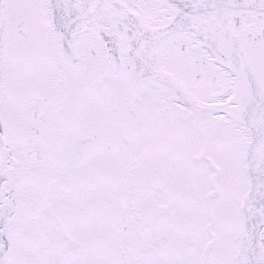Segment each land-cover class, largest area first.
Instances as JSON below:
<instances>
[{
  "label": "snow or ice",
  "instance_id": "1",
  "mask_svg": "<svg viewBox=\"0 0 264 264\" xmlns=\"http://www.w3.org/2000/svg\"><path fill=\"white\" fill-rule=\"evenodd\" d=\"M0 264H264V0H0Z\"/></svg>",
  "mask_w": 264,
  "mask_h": 264
}]
</instances>
